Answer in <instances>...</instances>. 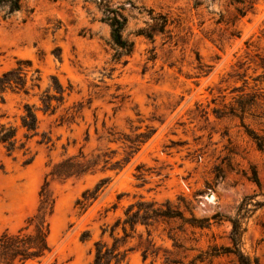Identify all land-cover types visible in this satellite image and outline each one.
<instances>
[{
  "label": "rangeland",
  "instance_id": "374dc122",
  "mask_svg": "<svg viewBox=\"0 0 264 264\" xmlns=\"http://www.w3.org/2000/svg\"><path fill=\"white\" fill-rule=\"evenodd\" d=\"M106 6L125 18L122 37L132 42L129 53L118 55L113 45L102 20ZM18 59L40 70V89H7L0 98V124L18 125L26 102L38 106L51 75L72 91L55 114L36 110L39 131H51L52 142L32 138L31 162L0 146V233L15 230L35 212L53 163L80 147L85 153L108 147L117 150L114 158L122 157L128 149L121 141L98 139L108 127L123 136L154 129L119 172L64 181L48 177L55 196L48 218L51 251L41 263L29 264H92L93 242H110L111 225L139 196L169 200L183 218L209 225L191 226L176 216L128 228L129 264H165V256L188 264L198 254L205 259L195 264H238L226 251L228 217L246 195H253V211L242 219L241 249L264 264V150L242 124L264 134V78L253 80L264 74V0H21L11 12L0 6V74ZM243 85L257 96L240 118L235 88ZM79 102L83 107L74 122L59 124ZM103 176L109 182L82 211L77 199ZM115 233L122 235L120 227ZM214 248L219 253L208 255Z\"/></svg>",
  "mask_w": 264,
  "mask_h": 264
},
{
  "label": "trees",
  "instance_id": "16d2710c",
  "mask_svg": "<svg viewBox=\"0 0 264 264\" xmlns=\"http://www.w3.org/2000/svg\"><path fill=\"white\" fill-rule=\"evenodd\" d=\"M21 0H0L1 5H7L9 12L17 10L20 7ZM101 3V0H100ZM105 20L110 26V35L113 45L120 49V54L129 53L132 47V42L122 37V29L125 24L123 18L115 9L104 8ZM264 67V62L261 64ZM31 61L28 59H18L16 65L0 74V98L3 99V93L7 89L23 91L28 94L34 88L40 89V70L38 68L30 69ZM30 75L28 76V73ZM264 78V74L253 77V80ZM238 91L236 98L238 109L240 110V118L256 101V93L244 91L245 85L235 88ZM72 91V85L63 86L55 75L50 76V83L39 93L38 99L40 104L35 106L31 103L24 104V111L20 115V123L12 125L7 123L0 124V146L5 149L7 155H14V153H21L24 156V163H29L34 157L29 142L32 138L38 136L37 144H49L52 142L51 131H39V121L36 110H41L44 114L53 115L57 112L59 107L64 103L65 96ZM75 110L69 115H61L59 124L63 122H74L76 114L82 109L83 104L77 103ZM70 108L66 110L69 111ZM233 114H237L234 112ZM247 133L254 140L256 147L264 150V134H259L254 130L249 129L243 122ZM146 130L131 135H122L113 127H108L104 135L98 136V139L106 142H122L123 148H127L125 155L114 158L117 150H108L105 148H95L91 152L85 153L80 147L76 154L67 155L60 161L53 163L49 171L45 174L43 183L39 189V202L35 212L28 216L25 223L15 230L4 229L0 233V264H29L32 262L41 263L51 251L49 242L50 224L49 216L53 212L55 204V196L50 189V180H66L68 178H80L87 174H94L99 171L113 170L119 172L130 159L138 152L141 145L149 139L153 133V128L146 126ZM21 131V135L19 132ZM86 140H89V133L86 131ZM141 166L138 165L137 168ZM142 174L138 175V178ZM50 177V180L48 179ZM109 176L100 177L92 188H86L81 198L77 199L76 204L83 210L87 208L92 201H94L104 186L109 182ZM254 181L259 185V180L255 174ZM253 195H246L242 198L235 209L234 216H229L231 223L229 232V239L231 246L226 247L228 253H232L236 257L238 264H258L256 257L251 258L245 254L241 249L242 235L245 230L242 224V219L246 217L248 212L253 211L249 206L250 199ZM254 207L257 204H252ZM179 216L185 222L191 223V226L205 227L209 224H201L199 220L192 217L187 220L181 216V213L173 207L169 200L157 203L154 200L144 199L139 196L133 202L126 205L123 211V217L115 219L114 223L109 229V237L111 241L108 242L103 239H97L93 242V258L92 264H129L128 253L130 247H126V239L129 237V228L131 231L140 224L146 227L155 225L158 221H166ZM120 227L122 235L115 233V230ZM105 229L102 230V233ZM85 233V232H84ZM148 234H150L148 232ZM85 235V234H83ZM150 245V244H148ZM149 246L142 250L141 256L145 260L148 255ZM211 252L208 255H217ZM205 256L198 254L189 261L188 264H195L196 260H204ZM165 264H184L180 260L169 258L165 256ZM149 264H152L151 262Z\"/></svg>",
  "mask_w": 264,
  "mask_h": 264
},
{
  "label": "bare ground",
  "instance_id": "6f19581e",
  "mask_svg": "<svg viewBox=\"0 0 264 264\" xmlns=\"http://www.w3.org/2000/svg\"><path fill=\"white\" fill-rule=\"evenodd\" d=\"M213 198V196H210V199H212Z\"/></svg>",
  "mask_w": 264,
  "mask_h": 264
},
{
  "label": "water",
  "instance_id": "95a60500",
  "mask_svg": "<svg viewBox=\"0 0 264 264\" xmlns=\"http://www.w3.org/2000/svg\"><path fill=\"white\" fill-rule=\"evenodd\" d=\"M210 194H208V196H209Z\"/></svg>",
  "mask_w": 264,
  "mask_h": 264
}]
</instances>
